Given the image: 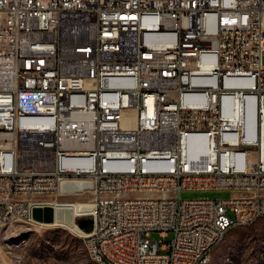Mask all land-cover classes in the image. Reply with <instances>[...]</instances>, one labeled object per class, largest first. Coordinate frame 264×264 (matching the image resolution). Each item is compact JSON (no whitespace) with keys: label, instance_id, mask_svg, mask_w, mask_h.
<instances>
[{"label":"built area","instance_id":"1","mask_svg":"<svg viewBox=\"0 0 264 264\" xmlns=\"http://www.w3.org/2000/svg\"><path fill=\"white\" fill-rule=\"evenodd\" d=\"M263 52L264 0H0V240L84 180L90 259L207 264L264 218Z\"/></svg>","mask_w":264,"mask_h":264},{"label":"rangeland","instance_id":"2","mask_svg":"<svg viewBox=\"0 0 264 264\" xmlns=\"http://www.w3.org/2000/svg\"><path fill=\"white\" fill-rule=\"evenodd\" d=\"M262 63L264 65V52ZM91 196L89 192L54 194L47 197V201L88 203ZM229 196H231L230 191L181 192L182 198H227ZM18 226L22 227V231L17 233L15 239L23 240L22 246L8 248L4 238L1 237L0 240V259H4L7 264H96L90 259L82 238L68 227L36 223ZM172 237L171 231L164 239H161L156 232H152L149 238L169 242ZM211 256L210 264H264V218L258 219L251 225H234L226 232L220 244L213 249Z\"/></svg>","mask_w":264,"mask_h":264},{"label":"bare ground","instance_id":"3","mask_svg":"<svg viewBox=\"0 0 264 264\" xmlns=\"http://www.w3.org/2000/svg\"><path fill=\"white\" fill-rule=\"evenodd\" d=\"M84 182L79 181V182H75L73 185H67L65 182H63L61 184V188H67V187H71L74 189H79L81 187H83ZM42 195H48V187H36L35 189V196H42ZM61 202L58 201H54V202H46L42 205H36L33 208V211L36 210H40L42 212V220H34L36 224H43V225H54V224H59L61 226H65L68 227L71 230H76V226L75 223L73 222L72 225H69L68 222H60L57 220L58 217V212L57 209L60 206ZM67 204H71L72 205V209L73 211L71 212V218L70 221L72 222V219L74 217V215H79L81 214L83 211L88 210V208L90 207V203H85V202H74V203H67ZM66 214V213H65ZM64 214V216H65ZM68 219V217H65ZM234 225H242L241 222H233V226ZM77 234V233H76ZM226 234V232H225ZM224 234V236H225ZM17 233H13L10 234L9 236H3L4 238V243L8 248H17L19 246H22L23 244V240H17L15 239ZM80 238H82V236L78 235ZM223 236V238H224ZM18 237V236H17ZM223 238L221 239V241L223 240ZM83 240V244L84 247L89 255V248L87 245V241L85 240V238H82ZM216 247V246H215ZM214 247V248H215ZM211 254H210V258L209 260H207V264H210L211 261ZM94 263L96 264H100V259H91Z\"/></svg>","mask_w":264,"mask_h":264},{"label":"water","instance_id":"4","mask_svg":"<svg viewBox=\"0 0 264 264\" xmlns=\"http://www.w3.org/2000/svg\"><path fill=\"white\" fill-rule=\"evenodd\" d=\"M79 181L84 182L83 187H81L79 189H74L71 187H67L64 189L61 188V192L64 194H69V193L81 192L85 189H91L92 188V183L88 182V181H84V180H67V181H63V182H65L69 186V185H73L75 182H79ZM72 211H73L72 206L60 205L57 209V212H58L57 220L60 222H68L69 225H72L73 219H72V222L70 221ZM64 214H65V216H64ZM32 216H33L34 220H42V212L40 210H38V211L34 210L32 213ZM65 217H68V219ZM89 222L90 221L88 219H80L78 221V226L80 228H85L89 224Z\"/></svg>","mask_w":264,"mask_h":264},{"label":"trees","instance_id":"5","mask_svg":"<svg viewBox=\"0 0 264 264\" xmlns=\"http://www.w3.org/2000/svg\"><path fill=\"white\" fill-rule=\"evenodd\" d=\"M89 225H87L85 228H88Z\"/></svg>","mask_w":264,"mask_h":264}]
</instances>
